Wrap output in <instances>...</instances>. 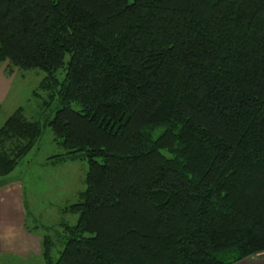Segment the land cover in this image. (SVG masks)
<instances>
[{
    "label": "trees",
    "instance_id": "1",
    "mask_svg": "<svg viewBox=\"0 0 264 264\" xmlns=\"http://www.w3.org/2000/svg\"><path fill=\"white\" fill-rule=\"evenodd\" d=\"M0 62L45 73L40 112L0 125V176L44 127L46 164L86 165L45 264L264 251V0H0Z\"/></svg>",
    "mask_w": 264,
    "mask_h": 264
},
{
    "label": "rangeland",
    "instance_id": "2",
    "mask_svg": "<svg viewBox=\"0 0 264 264\" xmlns=\"http://www.w3.org/2000/svg\"><path fill=\"white\" fill-rule=\"evenodd\" d=\"M5 63L0 62V125L19 106L27 119L34 118L44 97L41 90L32 93L45 75L42 70L10 69ZM49 109L43 111L48 113ZM59 152L44 127L32 148L7 175L0 176V264H45L42 237L51 233L45 226L75 222L76 213L61 210L77 200L84 187L86 165L83 160L46 164L48 156ZM50 238L55 241L52 235ZM57 248L55 243L50 249L51 259L56 258ZM223 254L230 258L232 250Z\"/></svg>",
    "mask_w": 264,
    "mask_h": 264
},
{
    "label": "crops",
    "instance_id": "3",
    "mask_svg": "<svg viewBox=\"0 0 264 264\" xmlns=\"http://www.w3.org/2000/svg\"><path fill=\"white\" fill-rule=\"evenodd\" d=\"M231 264H264V251Z\"/></svg>",
    "mask_w": 264,
    "mask_h": 264
}]
</instances>
